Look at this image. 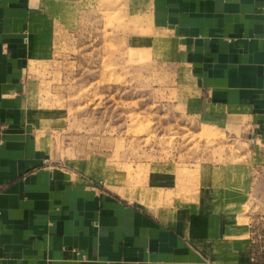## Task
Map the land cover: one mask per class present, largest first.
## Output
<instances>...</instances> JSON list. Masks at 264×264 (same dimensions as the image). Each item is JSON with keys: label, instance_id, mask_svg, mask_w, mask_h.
Instances as JSON below:
<instances>
[{"label": "crops", "instance_id": "1", "mask_svg": "<svg viewBox=\"0 0 264 264\" xmlns=\"http://www.w3.org/2000/svg\"><path fill=\"white\" fill-rule=\"evenodd\" d=\"M0 0V264H264V0H152L209 114L230 120L247 159L189 199L143 205L57 163L28 95L51 6ZM124 191V190H122ZM124 193H127L124 191Z\"/></svg>", "mask_w": 264, "mask_h": 264}, {"label": "rangeland", "instance_id": "2", "mask_svg": "<svg viewBox=\"0 0 264 264\" xmlns=\"http://www.w3.org/2000/svg\"><path fill=\"white\" fill-rule=\"evenodd\" d=\"M151 2L51 6L27 80L35 126L57 163L163 208L189 199L204 170L217 181L223 168H239L248 145L207 102L204 112L182 49L154 24ZM245 208L264 215L259 205Z\"/></svg>", "mask_w": 264, "mask_h": 264}]
</instances>
